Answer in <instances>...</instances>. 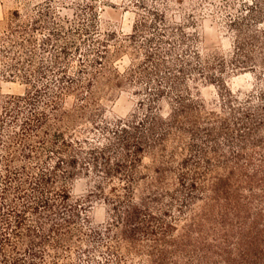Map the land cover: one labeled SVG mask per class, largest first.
<instances>
[{
  "label": "trees",
  "instance_id": "trees-1",
  "mask_svg": "<svg viewBox=\"0 0 264 264\" xmlns=\"http://www.w3.org/2000/svg\"><path fill=\"white\" fill-rule=\"evenodd\" d=\"M36 14L16 11L0 29L1 76L26 87L0 93V264H264V89L242 98L226 81L256 68L264 83V32L238 24L228 60L186 49L177 27L173 50L153 41L124 76H104L106 66L76 77L80 46L50 8ZM149 31L141 15L131 38ZM123 79L149 86L147 98L131 118L108 119L98 95ZM200 80L220 85L219 110L195 98ZM147 154L159 165L146 172ZM79 175L98 179L107 227L74 198Z\"/></svg>",
  "mask_w": 264,
  "mask_h": 264
},
{
  "label": "rangeland",
  "instance_id": "rangeland-1",
  "mask_svg": "<svg viewBox=\"0 0 264 264\" xmlns=\"http://www.w3.org/2000/svg\"><path fill=\"white\" fill-rule=\"evenodd\" d=\"M49 8L65 27L68 41L76 42L81 48L80 54L75 49L70 50L73 56L75 54L70 74L76 77L83 76L79 71L84 69L98 71L106 66L108 70L104 76L111 77L117 72L124 76L145 60L148 50L156 47L153 41L173 50L178 42V37L174 36L177 27H181L190 38L186 49L199 48L203 56L217 54L228 60L236 50L238 24L245 29L264 32V0H0V29L5 28L16 11L23 16L32 12L35 16L39 9ZM141 15L146 17L150 31L145 37L132 39ZM88 49L93 51L89 58L86 56ZM89 59L99 60L105 66L87 62ZM88 63L95 67L88 66ZM104 76L102 79L105 80ZM262 77V69L245 68L229 72L226 81L231 91L244 98L264 89ZM84 78L88 75L84 74ZM191 85L195 98L208 110H219L220 85L205 80ZM148 90L149 86L130 84L123 79L112 92L107 89L98 96L103 98L101 103L108 119H129L140 111ZM25 91L26 87L20 82H7L2 78L0 57V93L18 95ZM77 102L75 95H68L63 105L71 110ZM171 102L168 96L160 97L157 106L165 118L171 114ZM173 148L174 145L169 144V151ZM158 165L151 154L144 157V171H152ZM98 185L94 175H79L72 182V192L75 199L86 202L92 226L103 228L113 221V216L112 208L101 195Z\"/></svg>",
  "mask_w": 264,
  "mask_h": 264
}]
</instances>
